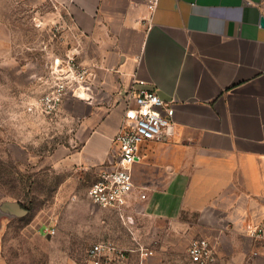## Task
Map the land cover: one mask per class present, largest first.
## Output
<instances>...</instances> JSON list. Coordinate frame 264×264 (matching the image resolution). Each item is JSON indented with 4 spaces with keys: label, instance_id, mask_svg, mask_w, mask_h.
Instances as JSON below:
<instances>
[{
    "label": "crops",
    "instance_id": "obj_1",
    "mask_svg": "<svg viewBox=\"0 0 264 264\" xmlns=\"http://www.w3.org/2000/svg\"><path fill=\"white\" fill-rule=\"evenodd\" d=\"M60 1L93 74L91 98L63 104L72 133L47 157L62 187L91 186L114 168V137L144 81L167 104L173 129L141 147L124 209L170 222L195 217L185 222L187 256L190 242L205 238L216 264H264V0H156L153 9L151 0ZM141 249L153 255L142 259ZM128 250L109 264L133 254L138 264H163L156 247Z\"/></svg>",
    "mask_w": 264,
    "mask_h": 264
},
{
    "label": "rangeland",
    "instance_id": "obj_2",
    "mask_svg": "<svg viewBox=\"0 0 264 264\" xmlns=\"http://www.w3.org/2000/svg\"><path fill=\"white\" fill-rule=\"evenodd\" d=\"M81 50L60 0H0V264H82L92 244L108 239L126 249L156 247L163 264H191L185 222L195 217L170 222L99 207L88 198L90 185L62 187L65 176L49 164L73 124L62 109L50 119L28 115L25 106L45 90L56 61L82 63ZM12 202L20 215L4 211ZM47 226L54 236L43 232ZM139 259L133 254L129 264Z\"/></svg>",
    "mask_w": 264,
    "mask_h": 264
},
{
    "label": "built area",
    "instance_id": "obj_3",
    "mask_svg": "<svg viewBox=\"0 0 264 264\" xmlns=\"http://www.w3.org/2000/svg\"><path fill=\"white\" fill-rule=\"evenodd\" d=\"M153 9L156 0L150 1ZM91 68L69 58L56 61L45 90L25 106L28 115L54 118L66 100L70 98L89 100L92 83ZM141 86L132 93V99L125 113V124L114 137L118 147L114 168L103 172L88 190V198L102 208L122 209L134 190L133 166L136 163L141 147L149 142L161 140L169 135L173 124L168 117L167 104L153 89L146 88L144 81H137ZM132 88H135L133 85ZM46 235L54 236L55 227L47 226ZM260 230H253L252 235H259ZM133 252L125 249L112 240H103L92 244L82 264H109L122 260ZM153 255L151 250H140L142 259ZM188 257L193 264H216L217 253L212 243L205 238L193 239L188 247Z\"/></svg>",
    "mask_w": 264,
    "mask_h": 264
},
{
    "label": "water",
    "instance_id": "obj_4",
    "mask_svg": "<svg viewBox=\"0 0 264 264\" xmlns=\"http://www.w3.org/2000/svg\"><path fill=\"white\" fill-rule=\"evenodd\" d=\"M261 25L264 27V19L261 20ZM4 208V211L9 213V215L18 216L21 214V210L17 202L6 204Z\"/></svg>",
    "mask_w": 264,
    "mask_h": 264
}]
</instances>
